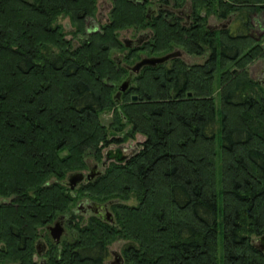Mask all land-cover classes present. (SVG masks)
<instances>
[{"label": "trees", "instance_id": "trees-1", "mask_svg": "<svg viewBox=\"0 0 264 264\" xmlns=\"http://www.w3.org/2000/svg\"><path fill=\"white\" fill-rule=\"evenodd\" d=\"M97 1L0 0V264H40L39 232L59 216L72 241L50 244L45 264H104L119 238L129 241L124 264H264L253 244L264 235V90L247 72L264 61L250 34L264 0H190L189 25L165 10L148 18V0H111L108 21L86 34ZM210 14H236L237 24L211 30ZM59 18L84 37L78 46ZM130 28L152 36L126 49L118 32ZM174 47L210 55L144 67L115 99L140 53ZM137 134L144 141L127 161L74 191L62 185L87 157L99 163L103 149ZM80 197L113 202L114 223L74 222Z\"/></svg>", "mask_w": 264, "mask_h": 264}, {"label": "rangeland", "instance_id": "rangeland-1", "mask_svg": "<svg viewBox=\"0 0 264 264\" xmlns=\"http://www.w3.org/2000/svg\"><path fill=\"white\" fill-rule=\"evenodd\" d=\"M187 3L190 5V0H187ZM96 6H97V9H96L94 17L87 18V20L85 22V33L86 34H88V31L90 32V31L99 30L100 25L105 24L106 19L108 18L109 11L112 7L111 0H98L96 3ZM202 14H204V13H202ZM236 17H237L236 14H232V15H228V17L226 19L221 20V19H218L215 15L210 14L209 16H207L206 26L214 28L215 30H219V29H222V28H220V26L222 24L223 25L226 24L225 28H234L237 24L235 21ZM181 21L182 22L185 21L184 17L181 18ZM251 21L253 24V29H252L250 34L253 35L254 39L257 40L258 44H260L263 48V46H264V11L261 13H257L255 15H252ZM58 23L60 25H62L64 28L65 38L70 40L74 47L78 46L80 44V42L82 40H84V37L82 35H76V34L72 33L74 31V29H73V26L69 23V20L67 18H59ZM148 31H149L148 29L138 31V30H133L131 28L127 29V30H122V31L118 32V39L120 41H122L123 39H130V40L134 41L141 34L149 33ZM174 50H181L182 52H184L181 48H175L174 47L172 51H174ZM125 53H126V50H124L122 52H117V51L112 52L114 58L118 61ZM209 55H210L209 51L207 49H205L204 54L202 56H193V55L186 54L185 57L182 59L187 65H200V64H203L205 62V60L209 57ZM144 56L151 57L150 55H147L146 53H140L139 59L141 57H144ZM236 71H237L236 69L232 68V72H236ZM247 72H248L249 76L254 81L264 82V61L262 59L254 60L247 67ZM111 119H112L111 113H105V114H102L100 116V120L104 125H108L111 122ZM128 130H129V127H126L124 133H127ZM122 137H123V135L114 136L115 139H120ZM143 141H144V137L137 134L133 138H127L123 143L111 144V145L114 147H117V145H122L125 149L139 150L141 148L140 144ZM104 151H105V149L102 150V154H104ZM101 162H102V160H101ZM101 162L98 163L96 161H93L92 158H89V157L86 158L87 164L93 165L94 163H97L99 171H102L104 169L101 166ZM83 172L85 174H88L89 170L85 169V170H83ZM0 201L1 202H8V200H2V199ZM123 203L125 205H129V206L136 205V201L133 198H131L127 202H123ZM87 204L90 205L91 202L89 200L85 199L84 197H80L76 201V204L73 208L78 209L82 205V207L85 210H87ZM77 216H79V218L77 217V219H76V217H75L76 220L74 222L88 219L91 216V213L85 214L82 211V212H78ZM67 220H68V218H67ZM69 230L70 229L68 228V231ZM68 233L70 235H68V237L65 238V242H71L72 241L71 231H69ZM46 234H47V231L45 230V228H42L39 232V235L42 236L40 238L43 239V241L45 243H49L50 240L48 239ZM253 239L255 240L256 238H253ZM128 243H129L128 240H123L120 238L113 241L112 243H110L109 246L107 247L108 252H109V256H108L107 260L104 262V264H110L111 262H113L114 258H113V255L111 253L117 252L118 254L119 253L122 254L124 247ZM34 261L39 263L41 261V258L35 254ZM124 263L125 262L123 261V264ZM5 264H11V263H5ZM12 264H14V263H12Z\"/></svg>", "mask_w": 264, "mask_h": 264}, {"label": "water", "instance_id": "water-1", "mask_svg": "<svg viewBox=\"0 0 264 264\" xmlns=\"http://www.w3.org/2000/svg\"><path fill=\"white\" fill-rule=\"evenodd\" d=\"M108 21V20H107ZM226 27V24L223 26ZM93 31H88V33H91ZM122 43L126 49H132L135 47H139L143 40L138 37L134 41L130 39H123ZM264 48V46H263ZM185 53L180 50H174L172 52L166 53L161 56H151V57H141L138 61H136L132 66H127L128 75L127 77L121 82V84L118 87V91L115 95V99L118 100L120 98V95L122 93H125L132 83L134 77L143 69L144 67H155L157 65H162L165 63H168L172 59L176 58H184ZM258 84L263 88L264 90V82L259 81ZM190 96V93L188 94ZM132 101L137 100L136 96L131 97ZM138 150L136 149H125L122 145H117V147H114L112 145L105 148L103 159L101 162V166L105 168L109 163L115 162V163H124L127 161L129 157H131L133 154H135ZM95 165L92 168H89V173L85 174L83 171L73 172L67 175L66 179L62 182V185L67 187L70 191H74L79 185L84 184L86 182L92 181L95 177L99 176L102 171L98 170V164L94 163ZM113 202H107L103 205H99V203L91 202V204H87L88 210L95 214L97 210H101L105 215L107 216V219H103L104 222L113 224V219L111 213L108 211L109 205H111ZM82 205L80 208H78L79 212L83 211ZM85 210V209H84ZM99 216V215H97ZM102 220V221H103ZM49 236L52 238V241L55 244H58L60 242L61 237L64 234V228L60 225V223H55L53 226L47 227ZM256 243L254 244V247L264 253V235L256 238L254 240ZM37 244L40 246L42 243L41 241H38ZM259 244V246L257 245ZM38 254H40L39 250L37 249ZM44 261V260H42ZM115 263H118L115 261Z\"/></svg>", "mask_w": 264, "mask_h": 264}, {"label": "flooded vegetation", "instance_id": "flooded-vegetation-1", "mask_svg": "<svg viewBox=\"0 0 264 264\" xmlns=\"http://www.w3.org/2000/svg\"><path fill=\"white\" fill-rule=\"evenodd\" d=\"M142 1V0H141ZM149 1V5H148V8H147V13H148V18H150V17H155V16H157L159 13H161L162 11H169V12H171V13H175L179 18H182V17H184V19H185V21H183L182 23H183V25H189L190 23H191V14H192V10H191V5H189L187 2L184 4V6L181 8V9H174L173 7H172V5L173 4H170V5H166L164 2H163V0H148ZM107 20H108V18L106 19V22H107ZM105 22V23H106ZM225 25V24H224ZM223 24L220 26V28H222V29H224V26ZM208 28H210L211 30H215L214 28H211V27H208ZM226 29V28H225ZM149 31V33H144V34H141L140 36H138V37H140L142 40H143V42H146V41H148L150 38H151V36H152V33H151V31H150V29H148ZM137 37V38H138ZM181 51V50H180ZM185 55H186V53H185ZM185 57V56H184ZM178 59H181V58H178ZM181 60H183V59H181ZM95 164H93V165H91V164H87V170H89V168H92L93 166H94ZM98 170H99V168H98ZM80 186V185H79ZM78 186V187H79ZM77 187V188H78ZM76 188V189H77ZM104 203H99V205H103ZM110 206L111 205H109V207L107 208L108 209V211L111 213V215H112V219H113V222H114V216H113V214H112V212L110 211ZM83 212L85 213V214H87V213H91L89 210H88V207H87V210H84L83 209ZM97 215H99V216H97ZM91 216H95V217H97V218H99V219H101V220H103V219H107V216L105 215V213H103L101 210H97V212L95 213V214H92L91 213ZM90 216V217H91ZM85 221V220H84ZM83 221V222H84ZM104 221V220H103ZM67 222V217L66 216H59V217H57L53 222H52V224H50V225H48V226H53L55 223H60V225L64 228V234H63V236L61 237V239H60V242L58 243V244H55L53 241H52V238L49 236V233H48V230H47V227L45 228V230L47 231V237H48V239L50 240V242L49 243H45L44 241H43V239H38V241H41V245L39 246L38 244H37V242L35 243V249H36V255H38L40 258H41V261L39 262L40 264H45L46 263V259H45V254H46V252L48 251V249H49V245L51 244V245H53V246H60L61 245V243H62V241L68 236V227L66 226V223ZM40 237H42L41 235H40ZM47 239V240H48ZM253 243L255 244L256 242L253 240ZM258 246H259V244H257ZM37 249L39 250V252H40V254H38V252H37ZM112 255H113V262H111L110 264H123V261H124V259H123V256H122V254L121 253H117V252H113V253H111ZM42 260H44V261H42ZM115 261H117L118 263H115Z\"/></svg>", "mask_w": 264, "mask_h": 264}]
</instances>
